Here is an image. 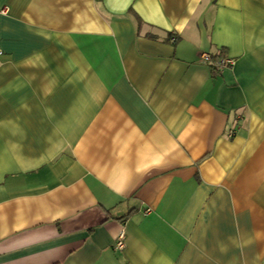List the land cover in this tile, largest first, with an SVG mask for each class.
<instances>
[{
  "label": "crops",
  "instance_id": "obj_1",
  "mask_svg": "<svg viewBox=\"0 0 264 264\" xmlns=\"http://www.w3.org/2000/svg\"><path fill=\"white\" fill-rule=\"evenodd\" d=\"M0 50V264H264V0H0Z\"/></svg>",
  "mask_w": 264,
  "mask_h": 264
},
{
  "label": "built area",
  "instance_id": "obj_2",
  "mask_svg": "<svg viewBox=\"0 0 264 264\" xmlns=\"http://www.w3.org/2000/svg\"><path fill=\"white\" fill-rule=\"evenodd\" d=\"M2 14L7 13V9H3L1 11ZM2 55V51L0 50V56ZM203 60L205 63H207L209 66H212L213 68L217 69L218 71H221L223 69L231 68L233 65V61L229 58L223 57L216 61L212 60V55L210 54H204ZM126 247V232L125 229L122 227L115 239L113 249L118 252H122Z\"/></svg>",
  "mask_w": 264,
  "mask_h": 264
},
{
  "label": "trees",
  "instance_id": "obj_3",
  "mask_svg": "<svg viewBox=\"0 0 264 264\" xmlns=\"http://www.w3.org/2000/svg\"><path fill=\"white\" fill-rule=\"evenodd\" d=\"M224 56L222 55V54H220V55H217V56H212V60L213 61H216V60H218V59H220V58H223ZM210 68H211V70L213 71V72H218V70L217 69H215V68H213L212 66H209Z\"/></svg>",
  "mask_w": 264,
  "mask_h": 264
}]
</instances>
